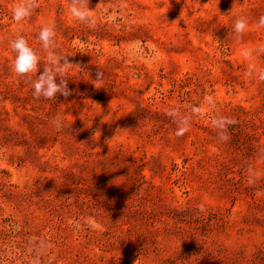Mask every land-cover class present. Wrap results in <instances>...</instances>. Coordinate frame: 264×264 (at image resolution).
<instances>
[{
  "label": "rangeland",
  "instance_id": "1",
  "mask_svg": "<svg viewBox=\"0 0 264 264\" xmlns=\"http://www.w3.org/2000/svg\"><path fill=\"white\" fill-rule=\"evenodd\" d=\"M25 2L0 0V264H264V0ZM19 37L71 95L34 98Z\"/></svg>",
  "mask_w": 264,
  "mask_h": 264
},
{
  "label": "clouds",
  "instance_id": "2",
  "mask_svg": "<svg viewBox=\"0 0 264 264\" xmlns=\"http://www.w3.org/2000/svg\"><path fill=\"white\" fill-rule=\"evenodd\" d=\"M80 5H83L87 0H79ZM34 0L33 3H23L21 6L17 7L14 10L13 18L17 22H20L30 16L31 11L34 9ZM73 14L81 20L87 19V11L82 10L81 7H77L73 3L72 7ZM247 21L244 18L236 20L234 25V31L237 34H242L247 28ZM259 26L264 27V17H261L259 20ZM55 32L49 27H44L40 34L39 40L42 41L45 49H48L54 43ZM11 48L16 52L15 59V72L21 77H28L31 79L32 73H37V79L33 84L34 92L33 96L36 99L43 97L44 99H55L59 95L67 97L71 95V90L68 88V81L65 79L64 70L72 66L67 57L63 58V63H58L56 65L55 71H50L48 67H45L43 71H40L39 65L40 60L36 55L34 50L30 48L27 44V41L23 37H19L16 40L11 42ZM247 56L248 53H245ZM100 73H98V81L100 79ZM264 78V77H262ZM223 122L227 124L234 123L227 118H222ZM120 131V130H118ZM184 129H180L179 134H183ZM95 136H100V130L97 129L94 133ZM222 139H226L223 135Z\"/></svg>",
  "mask_w": 264,
  "mask_h": 264
}]
</instances>
